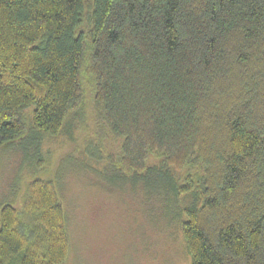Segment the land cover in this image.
Returning a JSON list of instances; mask_svg holds the SVG:
<instances>
[{"label":"trees","instance_id":"trees-1","mask_svg":"<svg viewBox=\"0 0 264 264\" xmlns=\"http://www.w3.org/2000/svg\"><path fill=\"white\" fill-rule=\"evenodd\" d=\"M87 92L118 180L183 206L190 264H264V0H0V145L69 130ZM68 251L52 181L1 206L0 264Z\"/></svg>","mask_w":264,"mask_h":264},{"label":"rangeland","instance_id":"rangeland-1","mask_svg":"<svg viewBox=\"0 0 264 264\" xmlns=\"http://www.w3.org/2000/svg\"><path fill=\"white\" fill-rule=\"evenodd\" d=\"M69 117L56 136L29 131L0 145V208L21 207L30 181L50 180L67 216L64 264H190L173 215L183 206L155 190L163 179L118 180L108 143L103 154L96 146L88 92Z\"/></svg>","mask_w":264,"mask_h":264}]
</instances>
